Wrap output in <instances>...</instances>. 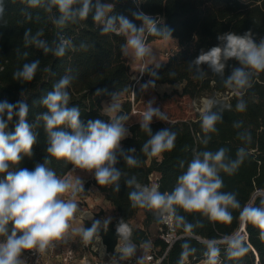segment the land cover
Returning a JSON list of instances; mask_svg holds the SVG:
<instances>
[{"label": "trees", "instance_id": "1", "mask_svg": "<svg viewBox=\"0 0 264 264\" xmlns=\"http://www.w3.org/2000/svg\"><path fill=\"white\" fill-rule=\"evenodd\" d=\"M102 3L114 5L112 15L123 16L131 20L137 27L141 22L133 17L134 12H144L148 15L162 18V25L172 30V38L177 49L159 68L148 65L144 68L140 81L150 80L155 85H179V94L191 100L199 101L203 97L215 98L224 105H229L222 113V121L218 122L216 133H204L201 128L200 115L194 119L159 121L151 124L153 133L160 129L171 128L177 133L175 147L171 151L150 157L141 151L142 145L149 139L140 129V123L129 126L131 136L121 142L125 152L136 149L134 154L138 166H129L123 159L116 165L124 174L120 180V190L115 191L114 185H100L97 181L93 185L104 195L113 207L116 216L108 228H101L99 237L108 248H113L118 237L116 225L120 219L132 229L131 239L136 244L150 240L145 229L131 226L130 221L141 211L143 213V227L158 224L159 220L151 211L133 208L129 199V192L133 189L125 185V180L135 176L142 185L153 186L149 181L151 174L156 176L155 184L161 192H170L177 181V177L186 170L187 163L198 151H216L227 149V155L235 159L239 148H244L246 156L240 167L231 175L221 172L224 187L221 191L233 192L240 204L237 209H230L233 219L230 222L209 220L199 213H184L188 222L196 225L191 232H185L182 227H176L178 233L189 236L178 240L169 250L163 264H180L182 245L187 243L194 251L186 257L192 262L200 261L206 256L207 244L211 240L217 241L220 248L219 259L222 264H264V239H261L257 226L245 218L242 231L244 246L248 251L241 257L229 258L226 253L227 245L221 241L225 236L235 235L241 226V211L246 206H264V197L256 192H264V72L255 73L252 77V87L244 91L243 100L246 110H236V104L241 96L226 87L223 79L212 73L207 65L201 69L205 75L199 77L196 67H189L201 50H209L220 42L217 36L226 32L243 35L251 31L254 40L259 43L264 38V0H101ZM3 13L0 15V101L7 100L15 103L26 100L29 106L28 120L32 122L38 113L46 111L39 103L40 99L52 90L53 85L64 75L72 77L67 89L70 93L69 106H78L81 120L87 122L92 119L107 121L101 114L102 103L111 99L112 94L118 93L134 101L138 100L140 91L136 81L132 78L129 64L121 50L126 38L118 33L101 34L98 25L93 23L92 16L77 23H67L60 27L52 22L51 17L59 15L55 8L49 13L43 7L32 8L26 0H2ZM29 38L42 33L38 39L45 41L53 51L45 52L42 47L28 44L25 33ZM145 42L165 39L149 33L144 34ZM65 46L63 55H56L58 45ZM85 45L86 47H81ZM27 53V55H25ZM39 60V67L30 82H22L13 78L15 70L25 63ZM238 66L235 59H230L225 68V76L231 73L233 67ZM47 69V71L45 70ZM155 71L158 76H152ZM174 73V75H173ZM101 90L97 94V90ZM215 110V109H214ZM131 111L129 100L123 104V112L127 115ZM239 124V127L234 125ZM15 122L9 125L8 131L14 132ZM38 141L33 148L31 157L25 156L17 168L33 170L38 163H44L47 158L46 134L43 126L35 129ZM240 133L247 134L249 139L241 140ZM208 139L207 144L204 140ZM51 159L48 165L58 176L66 177L74 168L70 162ZM183 162V167H181ZM255 198L251 201L252 197ZM251 202V203H250ZM175 224V221H174ZM11 227V226H9ZM86 228L91 223L86 222ZM3 237H0L2 240ZM154 246L161 251L165 244L156 238Z\"/></svg>", "mask_w": 264, "mask_h": 264}, {"label": "clouds", "instance_id": "2", "mask_svg": "<svg viewBox=\"0 0 264 264\" xmlns=\"http://www.w3.org/2000/svg\"><path fill=\"white\" fill-rule=\"evenodd\" d=\"M139 3V0H137ZM29 7H43L51 13L53 8L59 15L52 16V22L57 26L67 23H77L92 16L93 23L98 25L101 34L118 33L126 38L122 45L125 56H131L144 62L154 59L144 38V34L172 38V30L162 25V18L148 15L142 11L134 12L135 20L141 22L137 27L131 20L123 16L112 15L114 5L102 3L101 0H26ZM3 3L0 0V15L3 13ZM42 33L29 38L25 33V41L42 47L47 53L53 51L45 41L38 39ZM220 42L209 50H201L189 67H196L199 77L205 75L201 69H208L220 76L229 89L237 92L241 99L236 104V110H246L243 93L252 87V77L255 73L264 72V38L257 43L251 31L238 35L226 32L217 36ZM81 47H86L81 45ZM65 46L60 44L55 49L56 55H63ZM27 55V53H25ZM230 59H235L238 66L225 76V68ZM39 60L25 63L13 73V78L22 82H30L39 67ZM159 64L155 67L159 68ZM47 71V69H45ZM174 75V73H173ZM152 76H158L155 71ZM70 75L62 76L51 91L44 95L39 103L46 111L38 113L35 120L29 122V106L21 92V99L15 103L0 101V264H26L24 253L36 250L45 253L56 246L54 241L67 242L70 236H80L84 241L99 235L101 228L105 230L111 223V217L92 220L91 227L84 224L74 226L77 214L81 209L77 202L78 194L85 191L84 183L79 175L61 177L49 167L51 159L70 162L75 169L94 176L100 185H114V190H120V180L124 175L116 165L123 159L129 166H138L139 160L134 155L135 148L126 152L121 148V142L132 135L127 121L128 115L123 112L119 94L114 93L101 114L102 119H90L86 123L81 120L78 106H69L70 93L67 90L71 84ZM155 86L150 80L142 85V90ZM101 90H97L100 94ZM155 99L149 100L142 113L139 124L149 139L142 145L141 151L150 157H155L175 147L177 133L171 128H164L153 133L151 124L154 120L164 121L166 115L160 107L154 106ZM224 105L215 98L203 101L200 115L201 128L204 133H216V125L221 122ZM215 109V110H214ZM155 118V119H154ZM15 122L14 132H9V125ZM43 126L46 134L47 158L44 163H38L33 170L17 168L22 159L33 155V148L38 141L35 130ZM239 127V124L234 125ZM241 140H247V134L240 133ZM207 139L204 143L207 144ZM227 149L216 151H198L187 163L186 170L177 177L176 184L170 192H161L157 186L142 185L135 176L125 180V185L133 190L129 199L133 208L151 211L160 221H175L176 227H182L185 232H191L196 225L188 222L184 213H199L209 220L230 222L233 217L230 209H237L240 204L233 192L221 191L224 187L220 173L233 174L243 163L246 151L239 148L236 158L227 155ZM181 162V167H183ZM264 205V201H261ZM82 214V213H81ZM241 218H247L261 229L260 237L264 239V206H246L241 211ZM11 226V227H9ZM117 237L122 241L119 254L113 255L110 264H121L135 257L137 245L132 241V229L120 219L116 225ZM222 243L227 245L229 258L241 257L247 251L243 237L238 234L225 236ZM181 262L194 249L187 243L182 245ZM207 264H220V248L217 241L211 240L204 253ZM136 264H143V258L136 259Z\"/></svg>", "mask_w": 264, "mask_h": 264}, {"label": "rangeland", "instance_id": "3", "mask_svg": "<svg viewBox=\"0 0 264 264\" xmlns=\"http://www.w3.org/2000/svg\"><path fill=\"white\" fill-rule=\"evenodd\" d=\"M240 1L245 2L248 0ZM147 46L152 49L154 54V59L150 61L144 62L134 59L131 56L124 55V58L129 64L132 78L136 81V87L140 91L137 101H134L132 95L129 98L124 95L119 96L122 106L127 100L131 103V111L128 114L129 119L127 121L128 127L134 123L141 122L142 113L146 109V104L153 98L155 99L154 106L160 107L161 111L167 117L164 121L194 119L198 114H201L203 110V101L207 97H203L199 101H194L186 96H181L179 94L181 89L179 85L158 84L154 87L149 86L146 90H142L141 86L147 83H142L140 81V76L144 68L148 65L154 67L156 64L165 63L167 58L177 49L175 40L170 38L147 43ZM110 100L111 99L105 100L102 103V109L110 102ZM76 175H79L82 179L85 189L84 192L78 194L77 196L78 204H84L85 208L93 206V220L102 221L104 218L106 219L108 217H111V221L114 220L116 213L111 204L104 198V195L93 185V182L96 181L94 176L89 173L82 172L79 169L74 170V168H72L66 177L74 178ZM130 224L135 228L145 229L149 234L151 241H153V237H155L158 231L157 224H151L146 228L143 227V213L141 211L135 215V217L130 221Z\"/></svg>", "mask_w": 264, "mask_h": 264}, {"label": "built area", "instance_id": "4", "mask_svg": "<svg viewBox=\"0 0 264 264\" xmlns=\"http://www.w3.org/2000/svg\"><path fill=\"white\" fill-rule=\"evenodd\" d=\"M133 1L137 2V0ZM149 181L153 186H156V176L154 174L150 175ZM258 194L264 197V192H258ZM79 207L82 214H77L74 226H79L80 224L86 225V222L92 223V220H88V217L91 216L94 219V212L92 211L93 206L85 208L84 204H79ZM157 228L158 231L155 237H153V241L158 238L165 244V249L161 251L159 247H155L151 239L146 243H135L137 245L135 257L123 261L121 264H136V259L139 257L143 258V264H163L173 245L178 240L189 236L188 234L177 232L174 220H159ZM242 231L239 235L244 239L245 237L242 235ZM53 243H55L56 246L54 248H49L42 254L36 252L34 249L25 252L24 258L26 259V264H110L111 257L116 254L118 255L119 247L122 246V241H120L119 238L114 247L110 249L99 236H94L91 240L86 242L78 235L70 236L67 242L54 241ZM183 264H207V258L197 262L186 259ZM220 264H222L221 261Z\"/></svg>", "mask_w": 264, "mask_h": 264}, {"label": "water", "instance_id": "5", "mask_svg": "<svg viewBox=\"0 0 264 264\" xmlns=\"http://www.w3.org/2000/svg\"><path fill=\"white\" fill-rule=\"evenodd\" d=\"M258 194V192L257 193H255V195H257ZM255 195L252 197V199H251V201L255 198ZM251 203V202H250ZM244 227H245V218H242V220H241V227H240V229L238 230V232L236 233V234H240V232L242 231V230H244Z\"/></svg>", "mask_w": 264, "mask_h": 264}]
</instances>
